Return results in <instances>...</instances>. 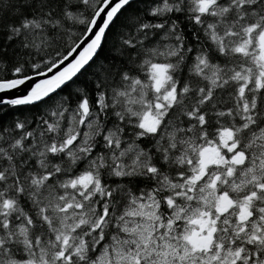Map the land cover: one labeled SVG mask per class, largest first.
I'll return each mask as SVG.
<instances>
[{
  "label": "snow or ice",
  "instance_id": "6c2138e0",
  "mask_svg": "<svg viewBox=\"0 0 264 264\" xmlns=\"http://www.w3.org/2000/svg\"><path fill=\"white\" fill-rule=\"evenodd\" d=\"M0 264H264V0H0Z\"/></svg>",
  "mask_w": 264,
  "mask_h": 264
}]
</instances>
